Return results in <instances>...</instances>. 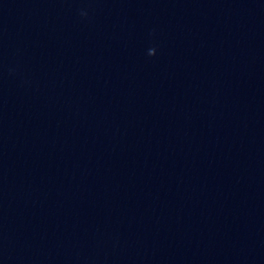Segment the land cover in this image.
<instances>
[{"label": "water", "instance_id": "1", "mask_svg": "<svg viewBox=\"0 0 264 264\" xmlns=\"http://www.w3.org/2000/svg\"><path fill=\"white\" fill-rule=\"evenodd\" d=\"M263 123L264 0H0V264H233Z\"/></svg>", "mask_w": 264, "mask_h": 264}, {"label": "clouds", "instance_id": "2", "mask_svg": "<svg viewBox=\"0 0 264 264\" xmlns=\"http://www.w3.org/2000/svg\"><path fill=\"white\" fill-rule=\"evenodd\" d=\"M83 15H86L87 13H82Z\"/></svg>", "mask_w": 264, "mask_h": 264}]
</instances>
